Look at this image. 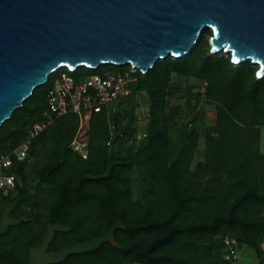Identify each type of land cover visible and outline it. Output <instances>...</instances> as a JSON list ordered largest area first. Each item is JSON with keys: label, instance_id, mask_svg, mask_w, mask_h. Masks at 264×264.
<instances>
[{"label": "trees", "instance_id": "obj_1", "mask_svg": "<svg viewBox=\"0 0 264 264\" xmlns=\"http://www.w3.org/2000/svg\"><path fill=\"white\" fill-rule=\"evenodd\" d=\"M208 31L189 56L160 60L145 75L136 71L134 92L146 91L151 101L140 150L109 154L108 147H114L118 137L110 135L103 108L91 113L82 137L87 157L82 159L70 148L78 116L47 115L54 124L26 149L32 157H43L47 171L38 181L39 197L30 203L29 194L22 191L25 186L17 183L13 189H0H17L18 199L9 212L13 223L0 233V264H30V251L42 239L46 254H61L46 264H231L224 258L226 238L235 241L237 251L242 245L253 248L264 264V155L258 145L264 128V78L257 79V67L249 63L234 66L229 56L212 55ZM128 69L61 68L50 74L46 85L2 124L0 147L11 142L10 148H17L27 126L45 117L46 93L58 76L77 79ZM171 73L204 81L206 102L216 112L215 124L205 130V159L194 170L193 125L170 162L173 144L168 135L175 123L166 114L165 97ZM134 167L142 171V186L132 201ZM23 168L24 162L15 161L9 169L16 181H25ZM23 214L34 220L23 221ZM84 245L88 248L76 249Z\"/></svg>", "mask_w": 264, "mask_h": 264}, {"label": "water", "instance_id": "obj_2", "mask_svg": "<svg viewBox=\"0 0 264 264\" xmlns=\"http://www.w3.org/2000/svg\"><path fill=\"white\" fill-rule=\"evenodd\" d=\"M206 30L212 55L264 78V0H0V127L61 68L145 75Z\"/></svg>", "mask_w": 264, "mask_h": 264}, {"label": "rangeland", "instance_id": "obj_3", "mask_svg": "<svg viewBox=\"0 0 264 264\" xmlns=\"http://www.w3.org/2000/svg\"><path fill=\"white\" fill-rule=\"evenodd\" d=\"M210 37L211 32L208 33L206 37L208 45ZM205 89L204 81L175 73L169 75L167 82L165 111L175 123L172 133L168 135V139L173 144L170 162L176 157L179 149L184 143V138L190 131V125H193L197 131V142L190 164V170H194L198 164L204 161L205 130L215 124V108L214 106L207 104L205 99ZM150 114L151 101L147 92L144 90L134 92L131 97L126 100L110 104L106 108L108 131L112 137H118V139L114 147H112V144L108 147L109 154L111 155L113 152L117 153L119 156H123L126 149L130 148L133 152L140 150L146 142V139L143 140V137L141 136L146 132L145 129L149 124ZM90 116L91 113L88 112L81 118H78V127L74 137L82 139L83 135L87 132ZM37 120L39 122L36 123H49H47L48 125H46V128L42 132L54 124L53 120L48 116H45L44 118L39 117ZM26 129L27 135L24 139L19 140L18 146L26 143L27 149L33 138L28 141L26 140L30 127L27 126ZM136 136H140L141 138ZM10 145L11 142H7L5 147H0V154H3L4 152L13 153L14 148H10ZM258 145L259 152L264 155V128H260ZM43 165V157L35 158L28 153L27 158L24 160L23 168L24 173L26 174L25 181L21 180V178L16 181L19 188L25 186L26 189H22V191H26V193L29 194L30 203H33L35 199L39 197L37 196V191L39 192L38 181L41 173L47 172L43 169ZM130 177L131 199L132 201H135L139 197L140 188L142 186V171L139 168L134 167L130 171ZM16 195L17 189H14L13 191L1 190L0 192V233L4 232L7 226L13 223L9 218V212L18 200ZM22 208L26 211L30 210L29 206L26 205H23ZM40 213L43 214V210H40ZM20 218L23 221L31 222V220H34V216L32 215L31 217H28L23 214ZM45 244V240L42 239L38 247L31 249L29 256L30 264H46L55 262L61 258V254L58 253L46 254ZM260 246L264 250L263 238L260 240ZM87 248L88 245H84L79 246L76 249ZM237 259L238 264H259L260 261L254 249L245 245L238 247Z\"/></svg>", "mask_w": 264, "mask_h": 264}, {"label": "built area", "instance_id": "obj_4", "mask_svg": "<svg viewBox=\"0 0 264 264\" xmlns=\"http://www.w3.org/2000/svg\"><path fill=\"white\" fill-rule=\"evenodd\" d=\"M119 68V67H117ZM136 69L129 66L124 71H107L101 74L84 75L77 79L62 74L55 78L46 93L48 114L60 117L66 114H75L81 118L85 113H99L110 104L125 99L134 93L133 85L137 79ZM48 123V122H47ZM47 123H34L26 140L36 137L42 132ZM144 137V134L136 136ZM26 143L21 144L11 154L0 155V189H13L16 186V177L9 172L13 163L24 162L28 154ZM71 150L82 159L87 157V143L79 137H74ZM224 258L231 264H238L237 247L233 239H224Z\"/></svg>", "mask_w": 264, "mask_h": 264}]
</instances>
